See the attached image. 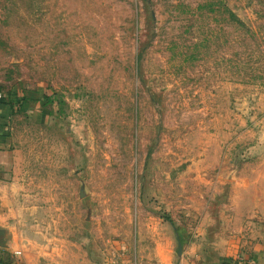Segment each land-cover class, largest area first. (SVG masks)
Listing matches in <instances>:
<instances>
[{
	"label": "rangeland",
	"instance_id": "1",
	"mask_svg": "<svg viewBox=\"0 0 264 264\" xmlns=\"http://www.w3.org/2000/svg\"><path fill=\"white\" fill-rule=\"evenodd\" d=\"M0 232V264L250 258L264 0H0Z\"/></svg>",
	"mask_w": 264,
	"mask_h": 264
},
{
	"label": "crops",
	"instance_id": "2",
	"mask_svg": "<svg viewBox=\"0 0 264 264\" xmlns=\"http://www.w3.org/2000/svg\"><path fill=\"white\" fill-rule=\"evenodd\" d=\"M255 244L250 258L248 257L245 261H238L233 264H264V242H257ZM17 254H19V252H17ZM108 259L110 260V264H130L131 262L130 258L124 253V251L118 253L116 256H109Z\"/></svg>",
	"mask_w": 264,
	"mask_h": 264
},
{
	"label": "water",
	"instance_id": "3",
	"mask_svg": "<svg viewBox=\"0 0 264 264\" xmlns=\"http://www.w3.org/2000/svg\"><path fill=\"white\" fill-rule=\"evenodd\" d=\"M0 235H1V232H0ZM179 253H180V251H179Z\"/></svg>",
	"mask_w": 264,
	"mask_h": 264
}]
</instances>
